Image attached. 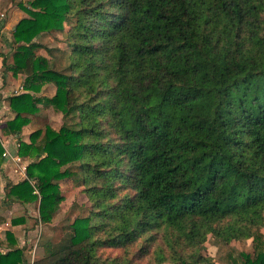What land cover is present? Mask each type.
<instances>
[{"label":"trees","instance_id":"16d2710c","mask_svg":"<svg viewBox=\"0 0 264 264\" xmlns=\"http://www.w3.org/2000/svg\"><path fill=\"white\" fill-rule=\"evenodd\" d=\"M26 3L6 67L26 76L25 92L8 98L15 117L5 131L20 134L41 107L62 113L63 125L22 144L21 156L44 157L8 196L39 201L49 223L63 202L59 182L79 175L90 204L35 264L152 255V264H216L204 254L209 236L219 250L252 238L255 252L229 262L264 264V0ZM55 31L70 49L62 71L38 54L37 38ZM46 83L54 97H36ZM7 238L0 264L27 263Z\"/></svg>","mask_w":264,"mask_h":264},{"label":"rangeland","instance_id":"374dc122","mask_svg":"<svg viewBox=\"0 0 264 264\" xmlns=\"http://www.w3.org/2000/svg\"><path fill=\"white\" fill-rule=\"evenodd\" d=\"M26 2L27 0H0V142L7 154L0 169V251L6 252L7 232H11L16 237L19 248L24 249L27 260L25 264H35V261L43 258L48 243L60 244L64 238H67L71 232L69 226L75 218L88 216L90 204L81 183L77 180L79 175L73 179L59 182L63 202L58 213L49 223L40 221L39 201L26 202L16 196L11 198L8 196L11 185H17L28 178L27 167L29 164L37 163L39 158L44 157L43 155L38 158L29 154L21 156L19 151L22 144H31V134L38 128L50 125L59 130L63 125L62 113H57L52 107H41L39 113L29 117L31 122L23 127L20 134L9 135L5 131L8 123L15 117V113L9 106L8 98L25 92L26 76L24 74L15 75L12 71L8 72L6 67L14 63L16 26L21 20L30 18V15L20 5L22 3L26 8H29ZM37 42L43 45V48L38 50V54L52 60L54 69L62 71L68 66L70 49L66 33L59 31L42 33L37 38ZM4 59H7L6 65H4ZM55 94V85L46 83L38 93H35V96L52 98ZM5 106L8 110L5 109ZM78 169V166L75 165L76 173ZM21 219L23 221L14 223L15 220ZM167 235L168 233H164L163 238L158 239L154 249H158V244H160L159 246L164 244ZM219 249L220 243L209 236L204 245V254L214 258L216 264H231L229 262L230 255L237 256L240 253L253 254L255 252L252 238L233 242L224 250ZM112 254L113 257L119 256L118 253ZM154 256L148 257L143 264L155 262L152 258Z\"/></svg>","mask_w":264,"mask_h":264},{"label":"built area","instance_id":"2783aa9c","mask_svg":"<svg viewBox=\"0 0 264 264\" xmlns=\"http://www.w3.org/2000/svg\"><path fill=\"white\" fill-rule=\"evenodd\" d=\"M4 157H7V154H6V152L4 153Z\"/></svg>","mask_w":264,"mask_h":264},{"label":"crops","instance_id":"0c3cea01","mask_svg":"<svg viewBox=\"0 0 264 264\" xmlns=\"http://www.w3.org/2000/svg\"><path fill=\"white\" fill-rule=\"evenodd\" d=\"M6 108H7V107L5 106V109H6ZM6 110H8V108H7ZM6 110H5V111H6ZM5 111H4V112H5Z\"/></svg>","mask_w":264,"mask_h":264}]
</instances>
